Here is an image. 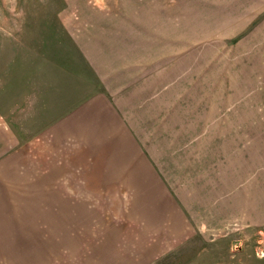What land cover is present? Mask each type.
<instances>
[{
    "label": "rangeland",
    "instance_id": "obj_1",
    "mask_svg": "<svg viewBox=\"0 0 264 264\" xmlns=\"http://www.w3.org/2000/svg\"><path fill=\"white\" fill-rule=\"evenodd\" d=\"M189 4L0 0V264H264V11L227 32L219 2ZM115 37L152 46L109 64ZM175 63L181 105L198 106L185 120L166 93ZM202 131L238 142L225 163L250 189H191L170 163L160 180L140 170L178 135L194 158L218 153Z\"/></svg>",
    "mask_w": 264,
    "mask_h": 264
},
{
    "label": "crops",
    "instance_id": "obj_2",
    "mask_svg": "<svg viewBox=\"0 0 264 264\" xmlns=\"http://www.w3.org/2000/svg\"><path fill=\"white\" fill-rule=\"evenodd\" d=\"M181 1V0H179ZM205 2V4L207 5V7H210V5L212 4L213 6H215V4H217L219 2V7H222L225 12L226 15L223 16L226 18V20L230 21L231 23L228 24L229 28H233L227 32H233V31H237L239 29V26H244L248 23L245 22V19H249L255 16H258L260 14V12L264 11V0H203ZM188 2L190 3L189 6H191V2H195L197 3V0H188ZM199 8L194 7V9ZM190 10V7L188 8ZM171 15H173L174 17L177 18H185V17H190L189 14H185L179 9L178 6L176 5H172V12ZM179 23V21H178ZM126 32V31H124ZM126 37L124 39H119L115 37V42H113L112 44H108V56H107V62L109 64H112L114 62H119V63H123V66H128L131 67L133 64H136L135 62L132 61L133 59V52H136V48L138 47L139 49H143V48H148L150 49V47L152 45H148L144 39L141 38L140 41V45L136 44V42H134L133 44H128L129 42H126ZM145 43V44H144ZM163 48L161 49V51L163 52ZM167 50H171L169 48H167ZM159 54L160 55H164V53ZM157 53L156 51L151 53L155 54ZM177 55V54H176ZM175 56L174 55H170V59ZM128 58L130 61H128ZM179 57L176 56L174 59H178ZM179 63H175L173 65V67L175 68V70L173 71V73L170 75V77H167L165 83H166V93L168 92V94H172L173 98H175L174 100V105H175V111L177 114H179V116H181L184 120L187 118L188 112L193 108H198V106H193L189 111H185L189 104L188 101H186L185 103H183L181 105L180 101H179V97L180 98H185L187 95L185 93L186 92H190L189 90L184 89L183 87L185 86V84L181 83V80L179 81ZM138 65H141L140 63ZM142 66V65H141ZM180 74V73H179ZM121 77H123L125 79L124 84H128L131 85V79L132 76L130 77V75H119ZM195 76V74H194ZM161 76L159 75V78ZM119 78V77H118ZM158 78V72L155 73V79L153 80V75H152V88L157 87L156 90H163L164 92V82L161 81V88L157 85V80ZM187 79V77L185 78ZM155 82V85H154ZM192 82H195V80H193ZM200 83V82H198ZM134 84V96L135 97H145L144 94V89L142 88L141 82L139 84L133 83ZM118 87V86H117ZM197 87H199V84L197 85ZM126 89L130 90V86H125ZM181 92L182 95H181ZM118 92V91H116ZM223 95L224 98H227L228 96L225 97L224 93L222 91H220ZM136 111L143 113V104L142 102H140L139 104H137V102L133 101ZM222 110L224 109L223 106L219 107ZM241 112H243L244 107L242 106L240 108ZM121 120V119H120ZM123 120V119H122ZM209 119L203 120L201 121L200 127L202 125H204ZM128 121V120H127ZM162 122V118L160 120ZM127 122L125 121V124ZM160 127V126H159ZM200 127H198L195 129V127H192L190 134L195 135V133L200 132ZM206 127V124L204 125V128ZM126 128H128V126H126ZM131 128V127H130ZM163 128V127H162ZM242 128H244V124L242 126ZM242 130V129H241ZM125 131V130H124ZM170 131V133H176L175 129H172ZM210 132H214L213 130H211ZM243 135V132H241ZM134 134V133H133ZM190 134H188L186 136V138L189 137V139L191 140H185V141H180L178 138H180V135L175 136L174 137V142L172 143V145L169 147V150L164 151L163 147L160 149H158L157 147L155 148V154L160 153V160H157V157H154L153 154L149 151L150 156L146 157L143 156L142 154H140V162L139 165L141 167L140 170L142 171H149L150 173H152V171H155L156 173L154 174L155 176L151 175V177H155L156 179H163L168 177L166 175H162L161 172L159 171V168H163L162 165L164 164H169L170 163V168L171 171H177L179 170V175L178 177H188L189 180L187 182V187H190L191 189H196V187H201V189H235V193L238 194L239 190L241 189H250V186L253 184H248V187H245V174L244 171H236L235 173H230L227 169V165H226V159L227 156L230 154V151L232 149H234L236 146L238 147V142L239 141V137H240V132H238V129H236V136H237V141L234 143H231V148H229V142L227 141V137H223V136H216V135H210V136H206V134L202 131L201 135H203L205 137L202 138L204 143L206 142V139H209L210 142L212 143V145L214 146H218V153H212L211 152V148H208L209 152H204L203 156L200 155L198 157H193L192 153H193V141L192 138L193 136H191ZM139 142V140H138ZM140 143V142H139ZM236 145V146H235ZM175 147V149H173V147ZM226 146V147H224ZM2 147V145L0 146V148ZM223 147V149H221ZM228 147V150H227ZM141 149L144 151V147L143 144L141 145ZM239 162L241 163V165L244 168V149L242 144H239ZM234 151H236L234 149ZM0 152H2L0 150ZM148 155V154H146ZM251 155V154H250ZM220 157H222L221 159H219ZM210 159V160H209ZM146 161V162H145ZM191 161V163H190ZM190 163V164H189ZM196 164V167L194 169L195 172H193V168ZM198 167H202V168H198ZM240 177H241V181H240ZM204 179V183L201 182ZM154 180V178H153ZM193 180H195L197 182V184L193 183ZM165 185L164 184V189H165ZM167 187V185H166ZM168 189V188H167ZM174 189V187L172 188ZM251 189H253V187H251ZM170 232V231H169ZM187 237L182 238L181 240H186ZM178 241H180L178 239Z\"/></svg>",
    "mask_w": 264,
    "mask_h": 264
}]
</instances>
